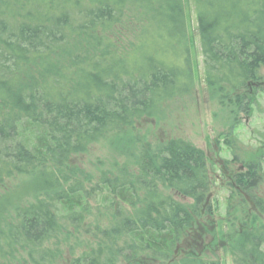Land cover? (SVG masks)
I'll return each mask as SVG.
<instances>
[{
  "label": "trees",
  "instance_id": "trees-1",
  "mask_svg": "<svg viewBox=\"0 0 264 264\" xmlns=\"http://www.w3.org/2000/svg\"><path fill=\"white\" fill-rule=\"evenodd\" d=\"M191 5L208 93L233 113H249L264 88V0H0V187L29 178L0 196V264H55L58 255L43 246L68 227L82 230L89 198L100 193L106 226H95L91 246L70 264H118L141 253L167 259L204 215L205 156L186 141L112 140L135 171L125 162L90 191L68 164L187 92L196 68ZM150 35L159 43L152 51ZM259 180L249 164L232 183L250 194ZM250 199L258 225L233 236L232 264H264L256 217L264 218V201Z\"/></svg>",
  "mask_w": 264,
  "mask_h": 264
},
{
  "label": "rangeland",
  "instance_id": "rangeland-1",
  "mask_svg": "<svg viewBox=\"0 0 264 264\" xmlns=\"http://www.w3.org/2000/svg\"><path fill=\"white\" fill-rule=\"evenodd\" d=\"M190 17L193 40L190 52L196 68L195 79L187 92L165 102L153 116L136 121L117 137L107 136L90 146L84 154L72 157L68 163L82 172L77 180L85 182L84 188L90 191L103 173L116 175L118 166L126 162V157L114 152L109 145L112 140L127 137L150 145L183 140L204 153L209 184L204 215L194 220L167 259H156L150 253H141L132 261H119L118 264H171L189 256L232 264L228 253L231 239L244 229V224L258 225L252 215L255 210L250 198L264 201V88L256 93L251 111L247 114L233 113L236 111L233 106L227 103L226 106L221 105L217 98L210 96L203 80L202 56L192 5ZM147 45L152 51V45L159 46V43L150 35ZM258 78L260 82L264 81V67L259 69ZM126 163L130 171H135L133 162L128 160ZM249 164L258 167L259 184L250 194L237 193L233 187V177L243 172ZM28 179L17 176L6 181L0 187V196L17 191ZM105 196L106 193H100L89 198L90 209L82 230L75 232L68 227V232L43 246V249L58 255L55 264H70L91 246L95 226H106ZM26 199L31 201L30 197ZM184 203L190 202L184 200ZM256 217L264 223V218L258 213ZM87 226L90 232L85 231Z\"/></svg>",
  "mask_w": 264,
  "mask_h": 264
}]
</instances>
